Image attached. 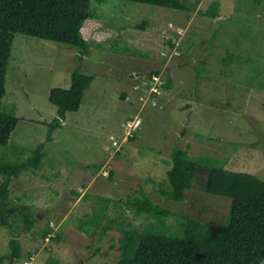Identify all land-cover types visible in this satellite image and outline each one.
I'll return each mask as SVG.
<instances>
[{"label": "rangeland", "instance_id": "374dc122", "mask_svg": "<svg viewBox=\"0 0 264 264\" xmlns=\"http://www.w3.org/2000/svg\"><path fill=\"white\" fill-rule=\"evenodd\" d=\"M217 1L218 18L201 14ZM91 12L81 33L89 34L83 58L73 45L14 37L0 111L13 112L19 123L0 156L23 162L42 143L46 152L40 170L11 185L12 204L31 206L39 218L29 232L19 216L11 218L12 229L0 226V254L9 252L13 237L22 245L15 264L117 262L124 229L144 231L158 222L118 203L141 188L164 208L227 225L231 199L204 191L206 166L264 180V0H202L190 13L92 0ZM75 70L94 81L80 109L67 113L47 142L58 116L49 93L68 89ZM156 70L153 93L149 74ZM168 77L173 86L165 90ZM175 148L201 163L183 202L160 194L169 188ZM167 224L180 232L177 216ZM107 225L112 229L103 234Z\"/></svg>", "mask_w": 264, "mask_h": 264}, {"label": "trees", "instance_id": "16d2710c", "mask_svg": "<svg viewBox=\"0 0 264 264\" xmlns=\"http://www.w3.org/2000/svg\"><path fill=\"white\" fill-rule=\"evenodd\" d=\"M184 12L196 11L202 0H121ZM220 2L212 3L201 14L211 19L220 16ZM92 0H0V106L7 93L8 66L15 34L22 33L48 41L73 45L81 49V58L89 54V34L81 35L85 24L92 20ZM93 22V21H92ZM226 59L224 62L226 63ZM160 75L152 71L149 76ZM94 77L80 70L73 71L68 89L53 88L49 101L57 107L58 116L49 123L47 142L61 126L67 113L80 109L85 91ZM173 79L168 77L164 86L170 90ZM13 112L0 111V146L7 145L18 126ZM46 157L45 144L39 145L23 162H11L0 156V226L13 228L11 218L19 216L24 230L31 231L39 221L31 206L11 202V185L31 170H40ZM168 170L169 188L160 194L170 201L183 202L187 190L192 189L201 163L180 148L172 152ZM99 169L101 166H96ZM203 189L206 193L231 199L230 221L227 225L205 224L188 214L176 213L154 203L141 188L137 196L119 201L137 215H147L158 222L144 231L124 229L120 238L121 258L105 264H264V180L247 172H235L218 167H207ZM112 174L110 177H112ZM108 205L110 198L102 199ZM97 215V214H96ZM179 218L180 232L172 233L167 221ZM101 215H97V218ZM81 229L85 221H81ZM112 225L103 228V234ZM51 233L47 230L45 238ZM56 239V238H55ZM56 240H59L57 237ZM23 248L17 237L9 243V252L0 254V264H15L22 258Z\"/></svg>", "mask_w": 264, "mask_h": 264}, {"label": "built area", "instance_id": "2783aa9c", "mask_svg": "<svg viewBox=\"0 0 264 264\" xmlns=\"http://www.w3.org/2000/svg\"><path fill=\"white\" fill-rule=\"evenodd\" d=\"M153 81L155 86L152 88L153 93H157L158 92V87L156 86L157 83H159V77L158 76H154L153 77Z\"/></svg>", "mask_w": 264, "mask_h": 264}]
</instances>
